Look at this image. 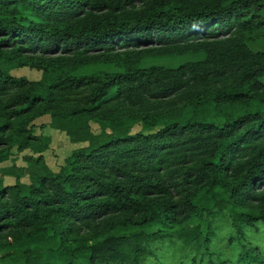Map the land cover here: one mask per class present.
Here are the masks:
<instances>
[{"label": "trees", "instance_id": "1", "mask_svg": "<svg viewBox=\"0 0 264 264\" xmlns=\"http://www.w3.org/2000/svg\"><path fill=\"white\" fill-rule=\"evenodd\" d=\"M261 34L264 0H0V264H264Z\"/></svg>", "mask_w": 264, "mask_h": 264}, {"label": "rangeland", "instance_id": "2", "mask_svg": "<svg viewBox=\"0 0 264 264\" xmlns=\"http://www.w3.org/2000/svg\"><path fill=\"white\" fill-rule=\"evenodd\" d=\"M251 49L254 51L264 50V34H261L257 37L256 40L249 43ZM13 75L18 77H27L30 80H39L41 78V72L30 69V68H22L14 70ZM51 118L50 116H44L37 119L34 122V130L37 135H47L51 137V146L50 148L44 153L46 157L47 163L54 171H59L63 165H65V160L71 155L72 151L76 148L84 146L81 143H73L71 142L70 138L66 135L65 132H61L59 130L53 129L50 125ZM92 129L95 133L100 134L102 132L101 127L97 124L92 122L91 123ZM161 127L155 129H148L144 126L143 123H135L134 127L131 130L132 134L143 133L146 135H152L157 132ZM32 153L30 151H26L23 153H16L13 158V161H9L4 165H11L14 161L20 167H28L27 157L31 156ZM23 181L28 182V178H24ZM16 182L14 177H6V185L12 186ZM206 196L201 197V203L205 202ZM191 226H200L205 232L207 230V224L203 221L198 219H194L191 221ZM161 228L160 225H153L150 227L145 228L144 230L147 232H154ZM142 229H135V228H118L115 230V235L117 236H128L134 233L141 232ZM249 240L255 244V246L264 247V230L259 232L258 234L253 235L249 238ZM102 264V263H99Z\"/></svg>", "mask_w": 264, "mask_h": 264}]
</instances>
